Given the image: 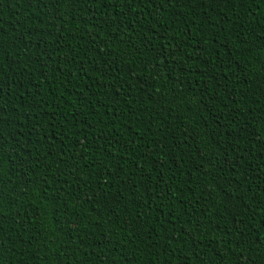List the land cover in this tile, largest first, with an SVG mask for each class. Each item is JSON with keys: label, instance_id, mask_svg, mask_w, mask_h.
I'll return each mask as SVG.
<instances>
[{"label": "trees", "instance_id": "obj_1", "mask_svg": "<svg viewBox=\"0 0 264 264\" xmlns=\"http://www.w3.org/2000/svg\"><path fill=\"white\" fill-rule=\"evenodd\" d=\"M0 264H264V0H0Z\"/></svg>", "mask_w": 264, "mask_h": 264}]
</instances>
